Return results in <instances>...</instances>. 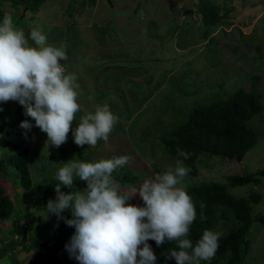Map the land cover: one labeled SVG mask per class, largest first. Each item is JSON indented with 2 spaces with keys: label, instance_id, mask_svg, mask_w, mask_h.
Instances as JSON below:
<instances>
[{
  "label": "rangeland",
  "instance_id": "374dc122",
  "mask_svg": "<svg viewBox=\"0 0 264 264\" xmlns=\"http://www.w3.org/2000/svg\"><path fill=\"white\" fill-rule=\"evenodd\" d=\"M210 1L231 9L224 24L208 36L213 44L200 39V14L194 6L197 0H45L32 11L23 4L14 8L6 0L1 8L4 16L12 19L13 14H19L13 23L24 30L26 37L38 28L50 45L65 50L68 58L61 61L65 74L74 73L80 85V111L73 129L81 116L94 113L96 105L107 104L118 117L109 140L98 141L94 148L85 145L83 156L87 162L128 156L129 163L124 167L133 174L144 173L136 185L123 190L130 191L154 173L175 167L150 139L159 138L161 130L179 122L177 114L185 111L183 105L207 103L212 97H226L236 90L259 97L261 111L249 124L257 133V141L237 162L234 159L222 165L210 163L208 168L199 166L194 181L221 183L230 174L264 170V0ZM183 10L192 13L184 14ZM29 44L34 46L31 40ZM116 64L118 68H112ZM6 120L12 121L10 117ZM32 121L33 128L26 135H8L7 141L28 150L29 175L35 184L40 181L38 167L45 163L50 166L40 173L43 179L42 175L57 174L77 155L71 144L73 136L56 148ZM148 129L150 137L145 134ZM1 143L0 158H6L10 150L0 137ZM60 151L65 152L61 165ZM262 180L263 186L236 188V194L245 196L252 190L264 198ZM15 181L7 166L0 185L13 204V212L0 225V264H40L43 252L39 243L56 239L59 221L55 215L46 214L47 203L32 190L15 187ZM21 237L24 240L19 243ZM247 238L251 247L241 264H264V227L251 230ZM13 241L19 244L13 249L3 248Z\"/></svg>",
  "mask_w": 264,
  "mask_h": 264
},
{
  "label": "clouds",
  "instance_id": "9594fccd",
  "mask_svg": "<svg viewBox=\"0 0 264 264\" xmlns=\"http://www.w3.org/2000/svg\"><path fill=\"white\" fill-rule=\"evenodd\" d=\"M67 58L65 50L50 45L40 29H33L26 37L6 15L0 23V102H7L15 113L17 101L56 148L66 143L70 131L77 146L94 148L98 141L109 140L118 117L107 104L96 105L94 113L81 116L78 126L72 128L80 111V85L74 73L65 74L61 61ZM20 128L26 135L33 124L25 120ZM176 151L175 167L154 173L130 191H122L113 177L129 163L128 156L96 162L73 158L64 163L56 174L55 198L47 201L45 210L75 229L65 244L70 259L78 264H157L158 257L148 241L157 246L176 242L179 251L169 250L164 256L165 261L174 259L175 264H200L215 256L221 233L206 229L195 246L187 238L197 213L184 187L190 172L184 161L189 154L179 147ZM74 179L86 182V187L76 189ZM62 187L71 191L66 193ZM137 195L143 206L130 203ZM200 207H205L203 202ZM64 213H70L71 219ZM200 219H206L203 212Z\"/></svg>",
  "mask_w": 264,
  "mask_h": 264
},
{
  "label": "trees",
  "instance_id": "16d2710c",
  "mask_svg": "<svg viewBox=\"0 0 264 264\" xmlns=\"http://www.w3.org/2000/svg\"><path fill=\"white\" fill-rule=\"evenodd\" d=\"M5 1L0 0V23L5 17L1 2ZM7 1L14 8H17L19 4L26 5L30 11L35 10L45 2V0ZM73 1L74 3L77 2V0ZM194 6L200 14V39L206 40L208 44H213L211 39L207 40L208 36L211 34L212 29L224 24L223 20L228 18L231 9L221 7L210 0H197ZM70 10L72 12L73 8ZM219 10H221V14ZM183 13L190 14L192 12L183 10ZM13 15L14 20H18L17 18L20 17L19 14ZM68 15H71L70 11ZM89 16L90 14L87 18ZM118 66V64L112 65V68H118ZM119 68L123 67L120 66ZM184 85L188 86L187 84ZM182 108L185 111L181 109L177 114L180 117L179 122L172 123L173 126L171 127L168 125V130H161L159 138L150 135L149 129L145 131V134L149 135L148 137L152 136L150 139L152 145L156 146L157 144L158 148L165 155H168L174 163L178 158L177 147L189 154V158L184 161L185 165L190 168L189 174L184 179V182L186 181L184 186L195 204L197 217L190 226L187 238L195 246L204 230L221 233L215 256L210 261H200V264H241L251 247V240L247 238V235L251 230L258 231L264 227V198L252 190H249L245 196H239L235 190L244 186H263L264 170L248 174H230L225 176L224 181L221 183H195L194 180L199 166L208 168L210 163L227 164V161L234 160L236 156L244 154L255 145L258 136L249 124L251 119L261 111L259 97L251 93L246 94L242 90H236L226 97H212L207 103L200 101L199 104L197 102L189 106L183 105ZM182 111H184L183 115ZM8 117H11L13 122L6 120ZM25 120L34 124L30 117L24 114V108L17 101L15 113L9 109L7 102H0V137L5 141L4 146L9 147L10 150L6 158H0V182L6 178L8 166L16 178L15 187L20 186L26 192L32 190L38 199L45 204L50 198H55L54 187L59 183L56 174H51L49 177L46 176L50 174L42 175L43 179H41L40 173L44 169L50 168L45 163V165L38 167L40 181L33 184L28 169V150L26 148L19 149L16 145L6 141L7 135L20 136L25 133L26 130L20 128L21 122ZM165 124L162 126H165ZM115 128H117V125L114 126L113 132L116 130ZM68 137L72 139L71 131ZM71 144L76 152V158L87 162V158L83 156L85 145ZM64 156L65 152L60 151L59 165L64 163L62 162ZM123 168L125 169L122 172L113 173V177L120 182L122 191L136 185L138 179L143 178L144 174L143 172L139 175L133 174L129 167ZM73 183L76 189L86 187V182L79 179H74ZM61 190L66 193L71 191V189L64 187ZM201 202L205 205L203 209L200 207ZM130 203L143 206L140 198L131 200ZM12 212L13 204L4 194L0 185V225L10 218ZM201 212L206 217L205 220L200 219ZM64 215L71 219L70 213H64ZM38 220H40L39 217L37 223ZM37 223L35 231L37 230ZM74 232V228L68 227L63 220H59L56 239L43 240L39 243V249L43 252L39 255L40 264H78V261L69 258L65 250V244ZM23 240L24 238L21 237L19 243ZM19 243L13 241L3 246V248L10 246V249H13ZM147 243L151 245L154 254L158 257L157 264H175L174 259L165 261L164 256L167 255L169 250L179 251L176 242H166L160 246H157L155 241H148ZM53 253L56 255L55 257ZM24 264H32V262L28 261Z\"/></svg>",
  "mask_w": 264,
  "mask_h": 264
},
{
  "label": "water",
  "instance_id": "95a60500",
  "mask_svg": "<svg viewBox=\"0 0 264 264\" xmlns=\"http://www.w3.org/2000/svg\"><path fill=\"white\" fill-rule=\"evenodd\" d=\"M12 103H13V109H15V101H12ZM236 160H238V158Z\"/></svg>",
  "mask_w": 264,
  "mask_h": 264
}]
</instances>
